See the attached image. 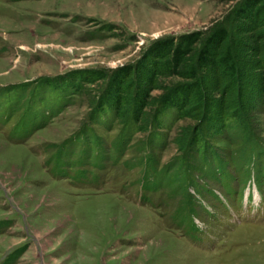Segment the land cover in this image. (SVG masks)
Instances as JSON below:
<instances>
[{"label":"rangeland","instance_id":"rangeland-1","mask_svg":"<svg viewBox=\"0 0 264 264\" xmlns=\"http://www.w3.org/2000/svg\"><path fill=\"white\" fill-rule=\"evenodd\" d=\"M245 1L0 0V264H264V0L255 20ZM215 26L233 81L196 65ZM195 30L179 68L205 106L177 115L160 100L191 79L153 72L148 48ZM238 102L249 136L224 121Z\"/></svg>","mask_w":264,"mask_h":264},{"label":"trees","instance_id":"trees-1","mask_svg":"<svg viewBox=\"0 0 264 264\" xmlns=\"http://www.w3.org/2000/svg\"><path fill=\"white\" fill-rule=\"evenodd\" d=\"M259 0H246L238 8L237 16L244 17L249 20H255L262 12ZM255 4V5H254ZM200 32L187 31L178 34L176 37H168L155 40L148 48L149 54L159 57V60H149L153 65V72L162 74H178L182 77H187L191 80L182 81L179 84L169 89L160 100V107L165 109L176 110L177 115L185 113L187 110L184 107L193 101L199 103L200 106H205V95L202 91L204 82L202 77H198L196 68L191 66L188 70H181L179 63L183 57L188 54L193 47V43L199 39ZM227 31L223 26H215L201 40V43L196 51V65L199 67H208L219 71L226 75L229 81L234 80V75L237 73V66L229 46H225L221 51L218 50L221 41L225 38ZM145 70L143 64L138 65L137 72L143 73ZM126 72V73H125ZM128 72V65L120 66L110 77L108 86L105 92L106 100L118 103L122 97L116 92L124 93L128 87L133 85L131 79L124 80L125 74ZM147 78V77H146ZM135 91L128 96L129 115L133 120H137L138 116L147 102V91L136 84ZM264 102V94H263ZM235 108L231 109L224 118L228 125H237L238 130H242L243 134L250 135L247 132V127L244 124L243 116L241 115L240 104L235 103ZM236 128V129H237ZM215 158V157H214ZM219 159H217L218 161Z\"/></svg>","mask_w":264,"mask_h":264}]
</instances>
